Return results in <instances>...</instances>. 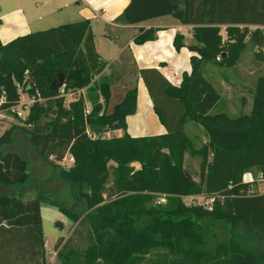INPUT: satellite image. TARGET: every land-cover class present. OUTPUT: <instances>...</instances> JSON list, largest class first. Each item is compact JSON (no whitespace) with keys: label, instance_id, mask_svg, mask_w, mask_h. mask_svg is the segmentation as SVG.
<instances>
[{"label":"trees","instance_id":"16d2710c","mask_svg":"<svg viewBox=\"0 0 264 264\" xmlns=\"http://www.w3.org/2000/svg\"><path fill=\"white\" fill-rule=\"evenodd\" d=\"M170 15L191 25L196 45H187L191 70L172 85L155 68L140 69V76L165 132L130 136L126 117L136 110V87L113 105L111 80L100 76L107 66L96 52L90 21L83 19L29 32L0 41V96L7 104L19 99L17 86L33 103L26 125L2 127L0 118V187L19 188L30 183L27 160L3 147L21 129L29 143L71 190V206L37 192L24 200L21 193L0 190V264L4 248L18 256V264H44L42 204L57 208L72 226L86 224L87 245L73 247L57 238L54 249L60 264H140L141 254L162 248L171 255L168 264H264V192L250 191L246 171H258L264 184V74L255 83L247 115L229 118L213 114L219 93L203 75L204 62L230 66L245 47L246 37L264 42V0H129L115 18L123 25ZM255 26L254 29H249ZM225 28L226 36L220 30ZM159 28L139 29L133 42L156 39ZM173 46H184L175 33ZM58 72L64 91L86 89L89 110L79 96L63 106L60 89H50ZM54 115L49 121H44ZM188 120L198 122L208 140L195 151L185 132ZM88 129L97 133L90 137ZM122 130L119 137L102 138L103 132ZM68 151L74 159L62 169ZM186 152L201 155L198 179L183 168ZM112 160L115 164H109ZM137 161L139 168L131 164ZM105 191L106 196H103ZM169 194L165 205H153V195ZM214 196L211 209L185 203L183 196ZM216 231L226 232L218 238ZM15 264V263H12Z\"/></svg>","mask_w":264,"mask_h":264},{"label":"rangeland","instance_id":"374dc122","mask_svg":"<svg viewBox=\"0 0 264 264\" xmlns=\"http://www.w3.org/2000/svg\"><path fill=\"white\" fill-rule=\"evenodd\" d=\"M76 1L77 0H0V20L4 25L16 27L17 34L22 35L27 32L43 30L59 24L76 22L81 20L80 16L83 14L88 15L93 18L92 31L97 48L101 52L107 54L111 59L110 50L112 48L109 44H113L114 40L107 38L104 35V30L107 28L114 31L115 28L104 24L98 17L93 16L91 12L88 13L86 7L83 6L81 2L76 4ZM82 10L84 13H81ZM172 21L174 20L171 16H165L154 20V23H170ZM249 29H254V27H249ZM133 31V28L121 29V31H119L120 40L124 41L127 39L128 35ZM220 33L222 37H227L224 27H221ZM245 39L247 41L244 43L245 47L238 54L232 65L222 66L218 64L217 59H215V62H204L202 65L204 76L214 85L220 96L217 107L212 111L213 114L224 113L229 118H236L240 115H247L251 110L256 80L260 75L264 74V42L263 44L261 41L255 43L253 37L248 38V35ZM189 41V45H196L192 37ZM108 72L102 73L95 78L107 77L111 82L115 83L112 96L111 98L109 97L110 101L108 100L105 107L106 112H111L113 105L123 98L125 92L135 87L137 71L135 65L128 64L111 65V69ZM16 86L19 92V98L23 97L27 99L29 95L22 92L19 85ZM60 91L61 95L64 97V107H67L69 101L79 96L84 97L85 102H87L88 93L86 89H83V91L78 90L74 93L69 91L62 92V88H60ZM42 101V98L36 97L34 103ZM88 110L89 105H85L84 113L88 112ZM140 114H142V116H140ZM53 116L54 115H49L44 121H49ZM151 117H154L153 114ZM134 118L138 122L137 125H145L150 119L149 113L144 111H140ZM24 120L7 116L2 118L1 125L2 127H7L14 123L19 126H24L26 125ZM147 132V134L153 133L149 130ZM185 132L191 140V147L194 151L201 148L208 140L206 130L196 121L188 120L185 124ZM88 134L90 137L98 136L97 133L94 134V132L89 129ZM100 136L102 138L119 137L113 134L112 131L103 132ZM3 149L15 150L27 160L31 180L30 183L24 187H0L1 191L8 194L21 193L24 200L30 199L37 192L42 191L57 203L71 206L70 188L58 178L54 166L38 155L29 143L26 134L21 129H16L13 141L4 145ZM200 159L201 155L194 152H186L184 155V171L188 175L195 177V180L198 179ZM73 163L74 159L72 155L66 151L62 161L58 162V165L64 169L71 167ZM109 164H115V162L110 160ZM131 165L134 168H139V163L137 161H134ZM243 180L250 183L251 192H264V184L260 180L258 171H246L243 174ZM102 193L104 197H107L105 191ZM168 196L170 195L166 193H156L153 195L152 204L165 205L168 201ZM182 199L185 203H198V201H201V198L192 196H183ZM41 222L44 237V264H60L56 255L57 250L54 249V244L57 238L61 236L64 237L65 241L68 239L70 245L75 248L84 249L88 244L86 238L88 226L86 224L72 226L66 216L61 214L53 206L47 204L42 205ZM216 233L220 239L226 237V232L224 231H216ZM6 248H8V246H6ZM6 248H4L3 251L4 260L8 264H18L20 261H18V256L15 255L16 253H11L6 250ZM140 257L144 259L140 264H168L169 260L172 258L171 255L162 248L152 250L149 254H141ZM95 264L108 263L98 259L95 261Z\"/></svg>","mask_w":264,"mask_h":264},{"label":"crops","instance_id":"0c3cea01","mask_svg":"<svg viewBox=\"0 0 264 264\" xmlns=\"http://www.w3.org/2000/svg\"><path fill=\"white\" fill-rule=\"evenodd\" d=\"M79 2H81L83 6L86 7L88 13L91 12L93 16L98 17L101 21H103L104 24L115 28L114 31H112V29L110 30L107 28H105L104 30L105 31L104 35L107 38L114 40L113 44H109L112 48L110 50V54L112 57L111 59L109 58V56H107V54L101 52L97 48L96 43L94 42L96 52L107 63L106 64L107 66L105 67L102 73H107L111 69V65L131 64L133 66L135 65L136 67V71H137V77L135 81V87L137 89L136 110L134 114L126 117V123H127L126 132L133 137L144 136V135H159L164 133L166 130L159 121V118L153 109L152 100L140 76L139 71L140 69H145V68H155L165 77V79L168 82H170L172 85L178 86L182 79L183 73H189L191 70L190 56L193 53L187 48V45L190 44L189 40H191L192 37L191 34L192 26L181 24L176 18L172 16L171 17L173 18L174 21L170 23L167 22H162L160 24L154 23V20L160 18V17H156L139 22L137 24L123 25L120 23H116L114 20L122 12L124 7L128 4L129 0H77L76 4H78ZM81 13H84L83 10L81 11ZM166 16H170V15H166ZM80 17L81 20L88 19L90 21L91 32L93 34L92 31L93 18L85 14H83ZM161 17H165V16H161ZM6 26L7 25H4V23L0 20V41L2 43H6L17 36H21L20 34H17L18 32L16 30V27H12L10 25L7 27ZM150 27L159 28V31L156 33V39L146 41L142 44H136L133 42V38L138 33L139 29L142 28L146 29ZM250 27L255 28V26H250ZM129 28H133L134 31L128 35L127 39L121 41L119 31H121V29H129ZM260 28L264 29V27H260ZM177 32L183 35V43H184V46L181 47L178 51L173 46V37ZM93 40H94V35H93ZM114 84L115 83L112 82L110 87V98L112 96ZM79 91H83V89ZM86 103H87L86 106H88L89 105L88 100ZM140 111L149 113L150 119L148 123L145 125H137L138 122L134 118ZM152 114L154 117H151ZM140 116H142V114H140ZM148 130L152 131L153 133L147 134ZM112 133L115 134L116 136H120L123 133V131L114 130L112 131ZM40 214H41V209H40ZM31 264H33V261L31 262Z\"/></svg>","mask_w":264,"mask_h":264},{"label":"built area","instance_id":"2783aa9c","mask_svg":"<svg viewBox=\"0 0 264 264\" xmlns=\"http://www.w3.org/2000/svg\"><path fill=\"white\" fill-rule=\"evenodd\" d=\"M61 88L63 92L64 85ZM35 101H36V97L34 96H28L27 99L20 97L16 103L8 105L5 93H2V95L0 96V118L8 116V117L24 120ZM192 197L201 198V201H198V203L203 204L207 209H211L214 196H211L209 198H205L202 195H197Z\"/></svg>","mask_w":264,"mask_h":264},{"label":"water","instance_id":"95a60500","mask_svg":"<svg viewBox=\"0 0 264 264\" xmlns=\"http://www.w3.org/2000/svg\"><path fill=\"white\" fill-rule=\"evenodd\" d=\"M63 85H64V75H63L62 72H58L57 75H56V77H55V78L52 80V82H51L50 89H51V90H53V89H59V88H61ZM96 138H97V136H96ZM184 172H185V171H184ZM185 174H186L189 178L195 180V177H192V176L188 175L186 172H185ZM60 227H61V225H60Z\"/></svg>","mask_w":264,"mask_h":264}]
</instances>
